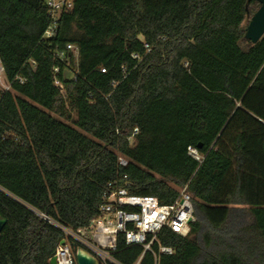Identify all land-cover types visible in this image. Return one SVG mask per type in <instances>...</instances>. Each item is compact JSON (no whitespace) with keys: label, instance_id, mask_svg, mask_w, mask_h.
<instances>
[{"label":"trees","instance_id":"1","mask_svg":"<svg viewBox=\"0 0 264 264\" xmlns=\"http://www.w3.org/2000/svg\"><path fill=\"white\" fill-rule=\"evenodd\" d=\"M248 3L73 0L46 37L44 0H0V264H51L62 228H88L121 188L162 205L186 188L196 220L152 251L120 238L109 264H264V35L244 39Z\"/></svg>","mask_w":264,"mask_h":264},{"label":"built area","instance_id":"2","mask_svg":"<svg viewBox=\"0 0 264 264\" xmlns=\"http://www.w3.org/2000/svg\"><path fill=\"white\" fill-rule=\"evenodd\" d=\"M52 18V24L46 32L51 37L55 31L57 20L63 12L73 7V0H44ZM68 50L78 55V49L68 45ZM1 89L9 90L6 83L4 68L0 63ZM58 84V83H57ZM188 154L198 162L204 160V155L195 147L188 148ZM118 164L126 167L128 162L122 156L118 157ZM127 178V176H125ZM112 187V186H110ZM105 202L100 213L88 228L72 231L62 228L65 238L56 248L53 258L56 264H76L75 253L71 241L87 250L99 264L115 263L113 253L118 248L120 238L127 245H141L145 252L152 251L161 230L168 228L182 237H189L191 224L195 222L192 196L183 188L174 203L162 205L153 196L130 195L125 188L115 189L105 195ZM163 253L171 254L170 248H160ZM139 264V261L136 263Z\"/></svg>","mask_w":264,"mask_h":264},{"label":"water","instance_id":"3","mask_svg":"<svg viewBox=\"0 0 264 264\" xmlns=\"http://www.w3.org/2000/svg\"><path fill=\"white\" fill-rule=\"evenodd\" d=\"M260 4V8L254 15H250L249 3L246 5V23L244 39L256 44L264 35V0H255ZM7 223L6 219L0 218V234ZM64 244V241H61ZM76 264H99L98 260L92 256L87 250L78 247L75 253ZM51 264H56V259L52 258Z\"/></svg>","mask_w":264,"mask_h":264},{"label":"rangeland","instance_id":"4","mask_svg":"<svg viewBox=\"0 0 264 264\" xmlns=\"http://www.w3.org/2000/svg\"><path fill=\"white\" fill-rule=\"evenodd\" d=\"M245 24L247 25V23L245 22ZM0 87L2 88V85L0 84ZM63 121H65L66 123H68L71 126H74V122L76 121V114L74 112L70 111V118L69 119H63Z\"/></svg>","mask_w":264,"mask_h":264}]
</instances>
